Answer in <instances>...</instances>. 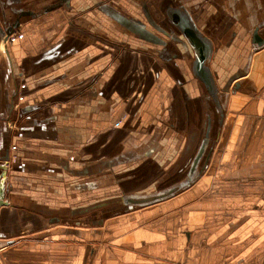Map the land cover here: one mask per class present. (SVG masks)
Returning a JSON list of instances; mask_svg holds the SVG:
<instances>
[{"label": "crops", "instance_id": "1", "mask_svg": "<svg viewBox=\"0 0 264 264\" xmlns=\"http://www.w3.org/2000/svg\"><path fill=\"white\" fill-rule=\"evenodd\" d=\"M144 1L6 0L0 264H264V0Z\"/></svg>", "mask_w": 264, "mask_h": 264}, {"label": "water", "instance_id": "2", "mask_svg": "<svg viewBox=\"0 0 264 264\" xmlns=\"http://www.w3.org/2000/svg\"><path fill=\"white\" fill-rule=\"evenodd\" d=\"M183 33L186 36L187 40L189 41L190 45L196 49L198 52V57L196 61V70L204 83L206 84L207 88L212 91L214 89V81L211 71L208 66L205 65L206 60L208 59L210 52H211V45L201 38L193 28L192 24L189 22L184 26ZM253 41L259 45L264 43V39L260 36L258 32V28L254 30L253 33ZM206 149V145L203 144L199 153L197 154L194 166L197 165L202 158ZM8 160L9 156L7 155L4 161L0 159V206L5 203V196H6V179L8 174Z\"/></svg>", "mask_w": 264, "mask_h": 264}, {"label": "flooded vegetation", "instance_id": "3", "mask_svg": "<svg viewBox=\"0 0 264 264\" xmlns=\"http://www.w3.org/2000/svg\"><path fill=\"white\" fill-rule=\"evenodd\" d=\"M55 1L57 0H19V6H18L19 14L18 15L21 17L23 14L27 13V11L41 10L45 8L46 3L48 4V6H54ZM145 2L147 3V1L145 0L144 2H142V5H140L142 6V8ZM150 6H151L150 8L152 9L151 12L154 16L163 15L162 16L163 18L160 21V24L163 28H169V26L167 25L169 23L172 26H174L176 29L180 30V28L183 29L186 23L188 22V21L187 22L185 21L184 23L185 25L182 23L184 17L186 18V15L184 11L181 9L180 3L178 1H175V0L174 1H168V0L167 1L165 0L157 1L156 0V2L151 3ZM5 8H6V0H0V12L6 11ZM148 8L149 6L146 5L145 9H148ZM141 15H142L143 21H145L147 25L150 26L144 17L143 11ZM154 28L155 27H151L152 30H154Z\"/></svg>", "mask_w": 264, "mask_h": 264}, {"label": "rangeland", "instance_id": "4", "mask_svg": "<svg viewBox=\"0 0 264 264\" xmlns=\"http://www.w3.org/2000/svg\"><path fill=\"white\" fill-rule=\"evenodd\" d=\"M48 2H50V1H48ZM50 3H52V2H50Z\"/></svg>", "mask_w": 264, "mask_h": 264}]
</instances>
